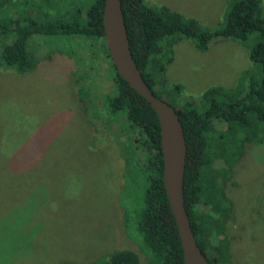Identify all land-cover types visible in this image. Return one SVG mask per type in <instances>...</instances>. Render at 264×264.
Wrapping results in <instances>:
<instances>
[{
    "label": "trees",
    "instance_id": "16d2710c",
    "mask_svg": "<svg viewBox=\"0 0 264 264\" xmlns=\"http://www.w3.org/2000/svg\"><path fill=\"white\" fill-rule=\"evenodd\" d=\"M11 1L0 3V74L20 77L36 73L58 57V46L69 49L65 73L72 78L67 85L87 127L86 148L107 161L108 156L120 161L121 185L142 192L143 205L136 222L149 263L185 264L163 182L160 121L152 105L122 78L112 62L103 24L106 0H93L86 9V23L80 22L84 13L40 23L36 8L23 6L28 0H16L22 10L10 6ZM44 1L49 0H39ZM263 1L229 0L224 22L212 29L167 6L121 0L130 48L145 82L180 117L187 148L184 202L197 244L209 264H232L236 237L230 233V224L237 214L228 194L229 182L247 147L264 143ZM182 39L192 40L200 52H206L214 41L239 43L247 48L252 69L244 71L232 88L215 86L199 99L188 98L180 104L172 96H180L182 87L169 82L167 69ZM50 42L56 48H49ZM74 44L91 50L95 47V53H89L90 61L100 59L101 74L110 80L113 93L99 90V75L91 78L89 71L82 73L83 67L72 52ZM104 130L109 137L102 135ZM6 218L0 216V225ZM89 264H141V259L135 251L120 250Z\"/></svg>",
    "mask_w": 264,
    "mask_h": 264
},
{
    "label": "rangeland",
    "instance_id": "374dc122",
    "mask_svg": "<svg viewBox=\"0 0 264 264\" xmlns=\"http://www.w3.org/2000/svg\"><path fill=\"white\" fill-rule=\"evenodd\" d=\"M145 1L153 7L167 6L212 29L224 22L229 2ZM16 2L10 6L22 10L21 2ZM29 2L23 6L36 8L37 22L84 13L80 22L86 23V9L93 0ZM49 48L56 46L50 42ZM56 49L58 57L36 73L0 74V216L7 217L0 225V264H89L120 250L135 251L141 264H150L137 232L143 194L121 185L120 161L109 156L107 161L86 148L87 127L67 85L72 78L65 73L69 49L61 45ZM92 50L79 44L72 47L82 73L89 71L91 78L99 75V90L113 93L110 80L101 74L100 59L90 61L95 47ZM250 69L248 50L239 43L214 41L200 52L192 40L182 39L167 78L181 85L180 96L172 97L182 104L188 98L199 99L212 87L236 86ZM101 133L109 137V132ZM232 179L228 194L237 214L230 224L236 237L232 264H264V143L247 147Z\"/></svg>",
    "mask_w": 264,
    "mask_h": 264
},
{
    "label": "water",
    "instance_id": "95a60500",
    "mask_svg": "<svg viewBox=\"0 0 264 264\" xmlns=\"http://www.w3.org/2000/svg\"><path fill=\"white\" fill-rule=\"evenodd\" d=\"M103 24L106 45L117 71L158 115L164 156L163 182L180 233L185 264H209L197 244L184 202L187 148L180 117L168 102L156 97L145 82L130 48L121 0H106Z\"/></svg>",
    "mask_w": 264,
    "mask_h": 264
}]
</instances>
